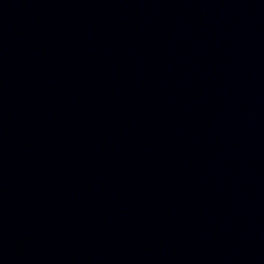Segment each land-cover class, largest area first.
Wrapping results in <instances>:
<instances>
[{
	"label": "water",
	"instance_id": "obj_1",
	"mask_svg": "<svg viewBox=\"0 0 264 264\" xmlns=\"http://www.w3.org/2000/svg\"><path fill=\"white\" fill-rule=\"evenodd\" d=\"M0 264H264V0H0Z\"/></svg>",
	"mask_w": 264,
	"mask_h": 264
}]
</instances>
